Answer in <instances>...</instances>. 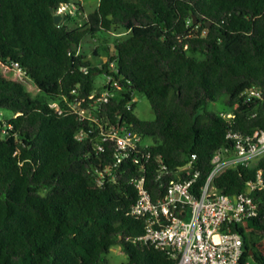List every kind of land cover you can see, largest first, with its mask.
<instances>
[{"label": "trees", "instance_id": "1", "mask_svg": "<svg viewBox=\"0 0 264 264\" xmlns=\"http://www.w3.org/2000/svg\"><path fill=\"white\" fill-rule=\"evenodd\" d=\"M73 2L0 0V60L18 62L47 98L31 102L20 81L0 73V264H106L115 245L127 255L124 264H175L166 249L142 239L132 179L145 175L157 198L195 153L203 183L216 149L232 146L230 129H264V0H99L84 24L69 27V13L57 24L52 8ZM113 31L126 35L114 49L99 43L94 52L107 56L93 64L82 43ZM98 74L122 84L101 105V122L155 139L119 165L115 141L98 149L101 128L72 108L100 92ZM251 88L261 96L246 99ZM136 91L148 96L154 119L134 113ZM224 95L233 123L209 108ZM2 109L15 114L7 118ZM257 168L264 170V155L251 167L225 170L216 184L238 193ZM254 196L258 214L242 231L264 264V188Z\"/></svg>", "mask_w": 264, "mask_h": 264}, {"label": "built area", "instance_id": "2", "mask_svg": "<svg viewBox=\"0 0 264 264\" xmlns=\"http://www.w3.org/2000/svg\"><path fill=\"white\" fill-rule=\"evenodd\" d=\"M70 4L61 5L57 12L68 13ZM111 65L115 67L114 62ZM13 66L22 74L23 69L18 62ZM105 76L100 92L82 97L79 103L72 104V108L80 119L95 121L101 128L100 141L96 144L98 149H103L106 140L115 141V165H119L132 150L146 144H143L139 132L129 130L125 124L101 122V105L122 88L118 79L112 75ZM252 96L260 97L261 91L251 88L246 92V99ZM51 105L56 106L57 103L52 102ZM220 113L230 123L235 121L233 110ZM77 137L83 138L84 131H79ZM228 137L233 142L232 146L216 149L212 167L203 183H198L201 170L195 164V153L179 168L177 177L161 188L157 198H154L153 187L147 184L145 175L132 179L138 190L132 214L145 218L142 239L166 249L176 259L175 264H259L245 246L242 229L247 230L249 219L258 214L259 203L254 193L264 188V170L257 168L254 175L246 180L244 189L234 194L222 191L216 180L229 168L251 167L258 162L264 155V129L256 128L248 133L230 129ZM147 156L148 153H143V157ZM133 160L141 162L139 155H135Z\"/></svg>", "mask_w": 264, "mask_h": 264}, {"label": "rangeland", "instance_id": "3", "mask_svg": "<svg viewBox=\"0 0 264 264\" xmlns=\"http://www.w3.org/2000/svg\"><path fill=\"white\" fill-rule=\"evenodd\" d=\"M98 3L99 0H75V2L71 3L68 6L67 11L70 14V17L64 19L65 23L69 27L84 24L86 21V15L90 11L94 10L97 7ZM125 35L126 32L117 31L104 33L102 42H91L85 40L82 43L81 51L87 55V59H89L93 64L100 65L106 59L107 55L102 49H99V53L96 54L94 52L95 47L99 43H103L105 45H111V48L114 49L113 43ZM0 73L8 81H20L24 85L26 95L31 102L47 99L46 96L40 91L34 80L27 76L23 70L22 74H19L18 68L16 66H8L0 60ZM106 78L107 77L105 75L98 74L96 78V84L101 85L106 80ZM226 98L227 95H224L218 101L211 102L209 104V108H213L219 112L227 111V105L224 102ZM134 100L136 101V103L133 111L137 116L143 119L155 118L156 113L153 110L150 100L146 94L136 91ZM1 111L7 118H10L15 114L12 110L9 109H2ZM153 143H155V139L152 136L144 137L143 144ZM126 260L127 255L119 245L113 246L110 251L106 253V264H124Z\"/></svg>", "mask_w": 264, "mask_h": 264}, {"label": "water", "instance_id": "4", "mask_svg": "<svg viewBox=\"0 0 264 264\" xmlns=\"http://www.w3.org/2000/svg\"><path fill=\"white\" fill-rule=\"evenodd\" d=\"M52 11L55 12V21L57 24H60L62 19H63V14L59 13V12H56L54 8H52ZM195 17V21H196V16ZM210 24V22H209ZM251 253H253V251L251 250Z\"/></svg>", "mask_w": 264, "mask_h": 264}]
</instances>
